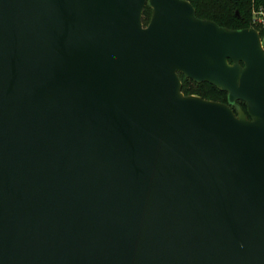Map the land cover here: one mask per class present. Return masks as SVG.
<instances>
[{"label":"water","instance_id":"water-1","mask_svg":"<svg viewBox=\"0 0 264 264\" xmlns=\"http://www.w3.org/2000/svg\"><path fill=\"white\" fill-rule=\"evenodd\" d=\"M0 264H264L259 31L187 0H0Z\"/></svg>","mask_w":264,"mask_h":264},{"label":"trees","instance_id":"trees-1","mask_svg":"<svg viewBox=\"0 0 264 264\" xmlns=\"http://www.w3.org/2000/svg\"><path fill=\"white\" fill-rule=\"evenodd\" d=\"M195 10V16L200 19H209L222 27L240 29L256 28L260 36L264 37V28L252 23L255 10L261 9L264 13V0H187ZM151 16V7L146 4L143 10L142 22L146 25ZM242 64V63H241ZM182 82L181 90L184 94H196L206 99L227 102V94L208 82H195L179 73ZM233 109L240 106L246 112L243 101H236L231 105Z\"/></svg>","mask_w":264,"mask_h":264},{"label":"built area","instance_id":"built-area-1","mask_svg":"<svg viewBox=\"0 0 264 264\" xmlns=\"http://www.w3.org/2000/svg\"><path fill=\"white\" fill-rule=\"evenodd\" d=\"M252 23L264 28V13L261 9L255 10L251 19Z\"/></svg>","mask_w":264,"mask_h":264}]
</instances>
